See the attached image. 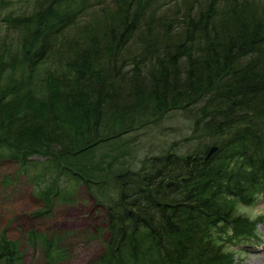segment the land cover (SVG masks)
Here are the masks:
<instances>
[{"label":"trees","instance_id":"trees-1","mask_svg":"<svg viewBox=\"0 0 264 264\" xmlns=\"http://www.w3.org/2000/svg\"><path fill=\"white\" fill-rule=\"evenodd\" d=\"M173 118L180 137L138 160ZM7 159L36 215L80 189L105 210L93 264H238L232 247L260 239L238 204L264 193V0H0ZM26 241L68 256L57 235ZM22 259L3 229L0 264Z\"/></svg>","mask_w":264,"mask_h":264},{"label":"rangeland","instance_id":"rangeland-1","mask_svg":"<svg viewBox=\"0 0 264 264\" xmlns=\"http://www.w3.org/2000/svg\"><path fill=\"white\" fill-rule=\"evenodd\" d=\"M180 125L181 121L173 118L154 128L151 132L154 137L146 141L147 145L138 148L136 158H144L147 153L161 154V150L169 148L180 137L174 133ZM35 158L41 159L40 156ZM0 172V232L7 229L10 237L20 241L23 251L20 264H44L43 251L27 244L26 234L31 229L63 239L68 256L58 264H93L104 249L102 237L106 238V231L101 237L98 230L105 229L107 223L104 221L105 210L94 203L88 192L80 189L74 203L56 204L50 215L40 217L35 212L42 203L32 196L33 186L25 175L18 173V165L4 160ZM4 178L12 181L8 188L1 185ZM238 213L256 220L260 238L253 243L232 247L236 250L238 264H264V193L254 204L239 203Z\"/></svg>","mask_w":264,"mask_h":264},{"label":"water","instance_id":"water-1","mask_svg":"<svg viewBox=\"0 0 264 264\" xmlns=\"http://www.w3.org/2000/svg\"><path fill=\"white\" fill-rule=\"evenodd\" d=\"M217 148H218L217 146L212 147V148L210 149L209 155H210L211 153H213L214 151H216Z\"/></svg>","mask_w":264,"mask_h":264}]
</instances>
